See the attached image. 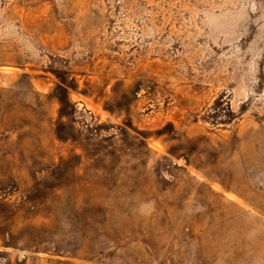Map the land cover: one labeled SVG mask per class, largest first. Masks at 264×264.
Segmentation results:
<instances>
[{
    "label": "rangeland",
    "instance_id": "rangeland-1",
    "mask_svg": "<svg viewBox=\"0 0 264 264\" xmlns=\"http://www.w3.org/2000/svg\"><path fill=\"white\" fill-rule=\"evenodd\" d=\"M0 264H264V0H0Z\"/></svg>",
    "mask_w": 264,
    "mask_h": 264
}]
</instances>
